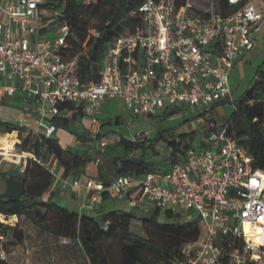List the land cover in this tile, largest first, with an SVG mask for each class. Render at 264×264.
<instances>
[{
  "label": "built area",
  "instance_id": "obj_1",
  "mask_svg": "<svg viewBox=\"0 0 264 264\" xmlns=\"http://www.w3.org/2000/svg\"><path fill=\"white\" fill-rule=\"evenodd\" d=\"M43 2L0 0V102L19 90L25 93L21 121L26 137L53 135L60 125L56 119L66 116L63 105L80 106L92 115L97 163L108 146L97 116L107 99H123L137 117L157 115L174 105L196 108L227 100L237 108L231 73L253 49L264 20V0H226L227 11L216 0L207 6L192 0H143L130 12L140 17V24L115 35L104 51L99 80L84 83L79 57L65 55L70 25L48 24L57 12ZM43 27L49 31L43 33ZM228 124L210 120L202 144L188 147L166 170L117 174L107 184L56 172L54 153L49 162L33 158L53 173L61 190L78 193L83 199L80 212L95 209L104 193L126 198L134 207L155 204L183 219L196 211L199 237L159 264H264V170L254 166L249 148L228 134ZM14 131L15 145L22 143L20 129ZM4 239L0 228V261L7 259Z\"/></svg>",
  "mask_w": 264,
  "mask_h": 264
},
{
  "label": "trees",
  "instance_id": "obj_2",
  "mask_svg": "<svg viewBox=\"0 0 264 264\" xmlns=\"http://www.w3.org/2000/svg\"><path fill=\"white\" fill-rule=\"evenodd\" d=\"M142 1L91 0L90 4H85L84 0H44L43 6L54 13L57 12L56 18L48 23L66 22L71 27V34L68 37L69 47L65 55L68 58L79 57V72L84 83L99 80L104 51L115 35L135 29L140 24V17L132 16L130 12L138 8ZM216 1L222 11L230 8L226 0ZM184 2L185 0H178L179 4ZM209 3L210 0L203 6ZM91 29H96L101 34L95 36L90 32ZM48 31L46 27L42 28L43 33ZM84 44L90 47L88 53H81ZM237 105L238 107L226 117L225 123H229L227 132L249 148L254 157V166L264 170V62L256 69L249 88L237 99ZM63 107H66V116L56 119L61 125L68 126L71 119L83 117L86 114L77 105L66 103ZM181 109H183L182 105L169 106L163 113L165 117H168ZM117 118L120 119V116ZM5 123L6 131L19 128L11 123ZM202 133L205 136L207 130L202 128ZM195 134V130L176 133L175 128L163 129L153 137L145 139H131L120 134L113 145L108 144L99 163L95 161L87 143L89 139L85 134L79 135L82 139L81 144L85 147L83 150L66 149L57 137L45 134L40 137H26L21 150L33 151L37 157L42 158L44 154L54 153L58 163L64 167L63 175L84 174L107 184L117 174L131 173L142 176L149 171L166 170L188 147L193 145ZM158 145L171 150L165 162L167 168L154 160L136 154L138 150L148 151V149L158 154L159 151L156 149ZM21 179L25 184V192L13 197L0 195V212L12 216L24 214L37 226L49 228L73 240L83 248L90 264H110L102 242L114 238L118 229H121L126 236V241L121 246L119 264H159L169 261L179 253L184 243L195 240L201 232L199 218L183 219L180 213H174L170 209L165 211L168 220L161 222L158 218L160 207L155 208V214L152 217H140L134 210L120 208L108 210L102 206L96 210V214H90L72 210L58 203L53 193L44 199L43 196L51 190L55 177L47 167L32 158L28 160ZM103 196L108 197L107 193ZM111 219H114L115 223ZM136 219L162 226L168 231L171 240L168 243H162L130 230V224ZM17 223H0V228L4 233L14 230L16 238L23 240L22 231H16ZM0 264L7 263L1 260Z\"/></svg>",
  "mask_w": 264,
  "mask_h": 264
},
{
  "label": "rangeland",
  "instance_id": "obj_3",
  "mask_svg": "<svg viewBox=\"0 0 264 264\" xmlns=\"http://www.w3.org/2000/svg\"><path fill=\"white\" fill-rule=\"evenodd\" d=\"M208 1L209 0H192L194 4L200 6L208 3ZM50 23V25L55 24L53 22ZM74 37L77 38L76 36ZM89 49L90 47L84 44L81 53H88ZM263 62L264 20L262 22L261 31H259L256 35V42L253 49L249 50L244 57L237 62L231 73V85L233 90L232 100L240 98L246 92L252 79L254 78L256 69ZM15 101L18 103V101L22 100L19 97H16ZM13 107L16 108L17 111L22 110L17 106ZM206 108L210 109L208 114L206 112ZM233 109V103L227 100L215 105H200L196 108L185 107L168 117H165L163 112L157 114L156 116L137 117L132 114L123 99L110 98L102 103V105L98 108L97 116L101 119V130L107 126H113L115 129V131L105 130V135L107 136L108 144L110 145H113L119 139L120 134H123L131 139H145L153 137L163 129L175 128L176 133L195 130L196 134L192 143L194 146H200L203 142L202 128H211L209 123H207L209 121L208 119L215 117V119H217V124H224L226 122V117L232 113ZM117 116H120V119H118ZM200 118L203 119L200 120ZM9 119L12 122H19L14 117H10ZM30 124L31 123H29V128L31 127ZM91 124L92 115L87 112L83 117L71 119L68 126L60 124L58 130L53 134V136L57 137L61 143L68 148L71 139L73 140L76 137L78 138V136L84 132V126L89 129ZM13 125L19 127V136L22 137V143H18L14 147V149L20 154H15L14 157V154H12V156L5 154L7 149L0 151V191L4 189L5 178L8 176L5 172L12 171L16 168V161L18 160V157H23V159L20 160L23 161V168L26 169L28 160L30 158L34 159L33 156H36L33 151L21 150V146L24 143L26 136L24 135L22 131L23 128L20 127V124ZM6 128V123L2 122L0 118V132H7ZM5 136L6 135H1L0 139ZM88 143V145L94 147L92 154L95 155L98 140L95 138ZM84 148L83 144L80 143L73 149L83 150ZM156 149L159 151L158 154L152 152L150 149H148V151L138 150L136 154L142 155L146 159L154 160L160 165H165V162L170 156L171 150L163 145H158ZM23 152L30 153V155L26 156ZM44 160L49 162L50 155L44 154ZM50 166H53V162L50 163ZM165 168H167V166ZM61 170L63 174L64 167L58 164L56 166V172L59 173ZM51 193H53L54 198L58 203L67 206L72 210H78V207L72 200L74 194L73 190L70 188L63 190L61 194H56L54 192ZM51 193L48 191L44 194L43 198L46 199ZM101 204H103V207L108 210L119 208L134 210L140 217H152L155 214V208L157 207L155 204L149 208L134 207L126 198L120 199L113 198L111 196L106 197L104 201L102 200V202L98 203L95 209L99 210ZM92 210L93 209H85L84 212L96 214V211ZM165 211L166 210L161 209L158 214V218L161 222L168 220ZM15 217L16 216L9 219V217L5 218L4 216V219H0V223L10 224L15 221ZM17 218L18 221L16 220V222L18 223L16 231H22L24 239L18 240L14 234V230H9L4 233V243L7 252V259H5V261L7 264H90L86 253L78 243L60 235L58 232H53L49 228L37 226L24 214L18 215ZM195 218H198V213L196 211H192L189 214V219ZM111 221L115 223L114 219H111ZM130 230L145 237L156 239L162 243H168L171 240L166 229L153 222H146L143 219L134 220L130 224ZM124 241H126V236L121 229H118L114 238L106 239L102 242L103 250L108 257L110 264L120 263L121 246Z\"/></svg>",
  "mask_w": 264,
  "mask_h": 264
},
{
  "label": "crops",
  "instance_id": "obj_4",
  "mask_svg": "<svg viewBox=\"0 0 264 264\" xmlns=\"http://www.w3.org/2000/svg\"><path fill=\"white\" fill-rule=\"evenodd\" d=\"M3 16V14H2V12H1V10H0V18ZM45 24H47V22H45ZM44 24V26H46ZM48 24H50V22L48 23ZM252 50V49H251ZM239 61V60H238ZM237 61V62H238ZM237 62H236V64H237ZM236 64H235V66H236ZM234 66V67H235ZM233 71V70H232ZM16 97H19L22 101H18V103H16L17 101H15V98ZM25 93L22 91V90H19L13 97H6L5 98V100L4 101H1L0 102V118H1V121L2 122H7V123H11V124H20L21 125V127L23 126L24 127V125H23V122L21 121V118H22V110H23V106L25 105ZM13 106H17L18 108H20V109H22V110H20V111H17L16 110V108H14ZM10 117H14L15 119H17L19 122H12V121H10ZM209 121L210 120H214V121H216L217 122V119H215V117H211L210 119H208ZM207 122V123H209V125H210V122ZM21 122V123H20ZM201 122V121H200ZM202 124V123H201ZM217 125H219V124H217ZM60 126V125H59ZM91 127L92 126H90V128L88 129L86 126H84V132L83 133H81L80 135H84L85 134V136H86V138L87 139H89V141H91V140H93V139H95L96 137H95V133L94 132H92V130H91ZM207 131L210 129V128H205ZM58 130V129H57ZM102 130H112V131H115V129L113 128V126H107L106 128H103ZM0 133H2V132H0ZM3 133H5V132H3ZM97 139V138H96ZM88 141V142H89ZM87 142V143H88ZM60 143H61V141H60ZM81 143H82V141H81ZM78 144V142H77V137L76 138H74L73 140L71 139V142H70V145H69V149L70 148H74L76 145ZM89 144V143H88ZM61 145L64 147V148H66L62 143H61ZM90 146V149H91V151H93L94 149V147H92L91 145H89ZM68 148H66V149H68ZM59 173H62V170L59 172ZM71 176H73V175H71ZM79 176H82V177H84V176H86V175H84V174H81V175H79ZM59 183H58V179L57 178H55V180H54V183H53V185H52V187H51V190L49 191V193H51V192H54V193H56V194H61L62 192H63V190H61L60 188H59V185H58ZM73 194H74V196H73V198H72V200H73V202H75V204H76V206L78 207V210L80 211V207H81V204L83 203V199H81L80 197H79V195H78V193H76V192H74L73 191ZM105 200V198L103 199V201ZM103 207V204H101L100 205V207ZM78 210H76V211H78ZM84 210L85 209H83V211L82 212H84ZM86 210H88V209H86ZM97 209H93L92 211H96ZM0 213H2V212H0ZM2 214H4V213H2ZM17 215V214H16ZM18 216V215H17ZM12 217V216H11Z\"/></svg>",
  "mask_w": 264,
  "mask_h": 264
},
{
  "label": "water",
  "instance_id": "obj_5",
  "mask_svg": "<svg viewBox=\"0 0 264 264\" xmlns=\"http://www.w3.org/2000/svg\"><path fill=\"white\" fill-rule=\"evenodd\" d=\"M24 171L23 161H16V168L8 172V176L5 178V187L0 191V195L3 197L22 195L25 192V184L21 179Z\"/></svg>",
  "mask_w": 264,
  "mask_h": 264
},
{
  "label": "bare ground",
  "instance_id": "obj_6",
  "mask_svg": "<svg viewBox=\"0 0 264 264\" xmlns=\"http://www.w3.org/2000/svg\"><path fill=\"white\" fill-rule=\"evenodd\" d=\"M1 135H6L5 137H3L2 139H0V151L6 150L7 152L5 154L12 156V154H14L13 156L15 157V154H20L17 150L14 149L15 147V143L17 141V136H16V131L14 132H10L9 134H0ZM26 156H29L30 153L27 152H23ZM20 159H23V157H18L19 161ZM14 216L10 217L13 218ZM0 219H4V215H2V213H0Z\"/></svg>",
  "mask_w": 264,
  "mask_h": 264
}]
</instances>
